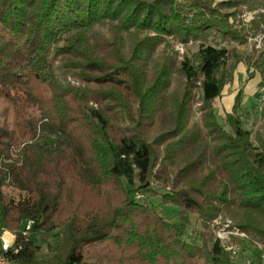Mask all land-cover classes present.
<instances>
[{"label": "trees", "instance_id": "trees-1", "mask_svg": "<svg viewBox=\"0 0 264 264\" xmlns=\"http://www.w3.org/2000/svg\"><path fill=\"white\" fill-rule=\"evenodd\" d=\"M263 26L264 0H0V254L238 264L214 233L219 216L264 246V109L252 139L235 115L241 92L229 130L213 106L240 63L264 74V56L235 47ZM173 41L196 49L179 56ZM191 216L200 245L184 239Z\"/></svg>", "mask_w": 264, "mask_h": 264}, {"label": "rangeland", "instance_id": "rangeland-1", "mask_svg": "<svg viewBox=\"0 0 264 264\" xmlns=\"http://www.w3.org/2000/svg\"><path fill=\"white\" fill-rule=\"evenodd\" d=\"M254 13L245 11L240 16L241 23L245 24L248 28L250 27V22L253 19ZM264 27V26H263ZM253 35V36H251ZM247 43L241 46H235L237 52L241 56L251 55L254 52L255 55L264 56V35L256 34L254 29H250L247 35ZM171 48L178 53L179 56L184 53H191L196 49V43L189 42L187 45H182L177 42H172ZM225 45L228 49L234 45ZM160 47L159 49H161ZM232 59L227 60V66L230 65ZM243 68V73H240V69ZM251 75V78L248 76ZM262 75V77H261ZM260 79L259 83L256 84L255 88L252 91H247V86L249 85V80L253 78ZM68 80L72 82L70 78ZM241 92V104L238 111L235 115H239L243 121V127L251 131V137L253 139L254 133L260 131L263 126V120L260 118V112L264 109V74H261L257 70L251 69L249 72L246 70V65L240 63L235 72L234 79L231 85H226L221 93V96L214 100L213 106L214 111L217 117V121L224 125L226 130H229V127L226 125V115L232 114L231 108L234 102V97L237 93ZM232 94V96H231ZM231 98H229L230 96ZM229 96V97H228ZM231 99V100H230ZM230 101V102H229ZM197 105L194 107L192 118L197 119L199 117V112L196 109ZM7 167V164L4 165V168ZM6 182L11 186H17L19 182L15 176L8 175ZM155 187V185H154ZM149 204L156 212L172 222H177L178 217L176 215L178 208L171 205H160L159 201L154 198L147 196ZM217 222H213V230L215 235L221 237L219 238L222 241V244L225 246L231 245L236 249L235 253V262L238 264H259L262 260V252H264V246L259 243H254V241H246V236H242L241 232L236 226H234L233 221L228 217L219 216ZM199 226L196 223L195 217L191 216L189 219V225L184 234V239L187 242L201 244L199 238L195 236V232L199 230ZM238 233V234H236ZM244 234V233H243ZM9 235L12 241H14V234L10 232H5L4 236ZM245 235V234H244ZM56 238H47L46 242L50 245L56 242ZM236 240V242H234ZM45 251V249H44Z\"/></svg>", "mask_w": 264, "mask_h": 264}, {"label": "built area", "instance_id": "built-area-1", "mask_svg": "<svg viewBox=\"0 0 264 264\" xmlns=\"http://www.w3.org/2000/svg\"><path fill=\"white\" fill-rule=\"evenodd\" d=\"M216 222H217V220H215V223ZM30 224H31V222L29 221L27 223L26 229L29 228ZM236 234H238V233H236ZM241 235L245 237V235L243 233H241ZM217 237L218 238H221L219 236V234L217 235ZM220 242L222 243L221 240H220ZM12 244H13L12 239L11 238L10 239H6V237L4 236V233H3L2 236H1V249L4 250V251H6V250H8L12 246ZM225 249L228 250V251H230L232 255H235V253H236V249L233 246H231V245L225 246ZM261 261H264V255L262 256V260ZM0 264H17V263H15V262H13L11 260H8L7 258H5L4 256H2L0 254ZM260 264H264V262H262Z\"/></svg>", "mask_w": 264, "mask_h": 264}, {"label": "crops", "instance_id": "crops-1", "mask_svg": "<svg viewBox=\"0 0 264 264\" xmlns=\"http://www.w3.org/2000/svg\"><path fill=\"white\" fill-rule=\"evenodd\" d=\"M240 73L243 75V74H245V73H243V68H241L240 69ZM259 81H260V79H259V77L258 78H253L252 80L250 79L248 82H249V85L247 86V91H252L254 88H255V86H256V84H258L259 83ZM230 96V95H229ZM228 96V97H229ZM231 96H232V94H231ZM231 96L229 97V98H231ZM231 100V99H230ZM230 102V101H229Z\"/></svg>", "mask_w": 264, "mask_h": 264}, {"label": "bare ground", "instance_id": "bare-ground-1", "mask_svg": "<svg viewBox=\"0 0 264 264\" xmlns=\"http://www.w3.org/2000/svg\"><path fill=\"white\" fill-rule=\"evenodd\" d=\"M6 239H10V236L9 235H6Z\"/></svg>", "mask_w": 264, "mask_h": 264}]
</instances>
